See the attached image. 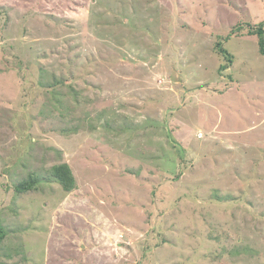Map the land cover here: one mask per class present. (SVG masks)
<instances>
[{"label":"rangeland","instance_id":"374dc122","mask_svg":"<svg viewBox=\"0 0 264 264\" xmlns=\"http://www.w3.org/2000/svg\"><path fill=\"white\" fill-rule=\"evenodd\" d=\"M263 21L264 0H0V264H264Z\"/></svg>","mask_w":264,"mask_h":264},{"label":"trees","instance_id":"16d2710c","mask_svg":"<svg viewBox=\"0 0 264 264\" xmlns=\"http://www.w3.org/2000/svg\"><path fill=\"white\" fill-rule=\"evenodd\" d=\"M247 26L249 27V34L256 35L258 37L259 50L261 54H264V21L257 24L248 23ZM239 28H241V26L233 28L228 37L236 34L237 32L234 29L239 30ZM217 47L219 48V51L227 58L226 61L231 62L232 56L230 55V52L224 47L223 42H217ZM52 175L62 185L64 190L70 191L76 187V180L68 163L54 165L52 168ZM38 183L39 178L37 176L29 175L26 179L21 180L15 185V190L18 193L28 192L30 190L36 189ZM5 234L4 228L0 222V243L5 237Z\"/></svg>","mask_w":264,"mask_h":264}]
</instances>
